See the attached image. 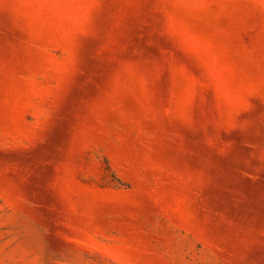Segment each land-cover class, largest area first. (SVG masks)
<instances>
[{
	"label": "rangeland",
	"instance_id": "1",
	"mask_svg": "<svg viewBox=\"0 0 264 264\" xmlns=\"http://www.w3.org/2000/svg\"><path fill=\"white\" fill-rule=\"evenodd\" d=\"M0 264H264V0H0Z\"/></svg>",
	"mask_w": 264,
	"mask_h": 264
}]
</instances>
